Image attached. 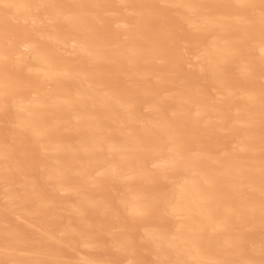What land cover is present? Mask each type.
Returning <instances> with one entry per match:
<instances>
[{
	"label": "bare ground",
	"instance_id": "6f19581e",
	"mask_svg": "<svg viewBox=\"0 0 264 264\" xmlns=\"http://www.w3.org/2000/svg\"><path fill=\"white\" fill-rule=\"evenodd\" d=\"M0 264H264V0H0Z\"/></svg>",
	"mask_w": 264,
	"mask_h": 264
}]
</instances>
